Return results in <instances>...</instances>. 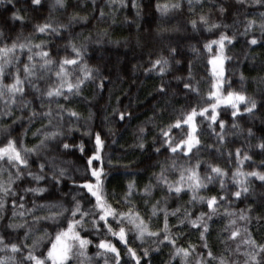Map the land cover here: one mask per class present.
<instances>
[{
  "label": "trees",
  "instance_id": "trees-1",
  "mask_svg": "<svg viewBox=\"0 0 264 264\" xmlns=\"http://www.w3.org/2000/svg\"><path fill=\"white\" fill-rule=\"evenodd\" d=\"M53 3L54 0H41L40 5H32L31 0H13L11 4L5 2L0 5V32H3L0 46L4 43L11 45L14 40L32 45L43 41L42 50L48 51L53 60H59L65 56L72 58L71 48L67 45L75 44L81 48L84 62L94 70V80L82 86V92L70 97V102L59 98V103L65 109L76 112L79 119L70 118L65 112L63 120L52 121V127L45 128L49 122L46 118L41 119L39 115L29 121L33 110L37 113L47 111L49 102L45 99L43 101L45 107L42 109L41 100L34 96L27 85L25 90L28 94L23 99L31 101L28 108L24 109L23 102L18 99L21 107L14 106L11 117H8L3 115L4 105L0 104V140L4 137L3 126L8 125H11V138L22 139L24 145L29 148L40 142L44 131L63 133L55 141H50L48 147L39 154L34 153L28 157V170L37 175H44L45 179L37 183L26 175L28 170H25V176L16 181L13 189L17 193V215L13 217L12 214L13 197H6L5 210L0 213V216H3V219H0V235L9 243H19L23 239L27 228L8 229L6 225L9 223L27 224L33 228L34 236L42 235L44 229L54 235L56 228L50 227L53 221L33 224L34 216L43 217L50 214L48 208L29 211L33 209L34 204H61L70 209L74 203L72 197L76 196L84 209L91 207V203L82 198L84 193L76 186L85 182L83 179L85 160L93 154L95 134L99 133L104 144L101 151L103 169L107 173L106 178H102L104 190L108 202L117 210L123 212L129 210V205L118 203L122 201L128 183L135 182L139 192H143L144 186L151 183L154 186L151 198L140 195L132 197V203L136 205L135 210L139 211L149 224L151 231H159L164 227V214L160 209L172 212L179 208L177 216L168 217L170 232L173 236L179 235L178 246L187 248L192 244L196 246L197 252H200L202 250L200 232L192 228L187 221L180 225L179 220L184 219L185 210L191 214L193 220L201 212L207 214L209 209L206 203L192 201L193 194L188 190L179 196L175 193L169 195L165 188L156 186L153 175L160 173L161 164L167 166L173 160L177 169L192 167L199 161L198 171L202 178L206 174H211L208 164L220 167L227 173L223 177V190L220 179L217 178L198 193L203 197H226V200L219 202L218 214L208 221L209 233L206 234V239L212 251L219 255L225 248L223 241H226L228 233L222 230L229 219L223 216L225 209L239 214L241 210L251 208L252 211L247 213L252 218L248 225L249 230L258 242L264 243V221L257 220L258 217H264V182L249 177L246 184L249 192L239 199L232 196L239 188L232 178L238 167L245 173L264 172V167H258L261 161H264V153L257 147L264 142V37L261 36L258 15L264 12V7L252 4L251 0H246L243 4L238 3V0H200L199 3L193 0L191 8L188 0H124L123 6L119 0L114 4L111 0H65V8L55 9L52 8ZM133 3L138 7H134ZM158 3L168 4L169 10L162 13L156 7ZM175 4L180 6L171 7ZM221 8L225 10L223 13L220 11ZM17 10L18 14L24 17L23 21L11 19L13 12ZM101 11L104 13L103 16ZM74 15L77 19L70 20ZM200 15L207 17L208 26L219 24L221 27L212 32L206 31L207 26L199 22ZM79 17L85 19L81 20ZM252 19L256 20L257 26L244 35L246 23ZM49 20L53 26L59 24L66 27L62 28L59 34L38 33L35 26ZM192 20H197L195 30L191 24ZM221 33L235 38L232 44L227 42L225 44L223 55L229 59L223 64L224 76L220 80L223 87L220 92L224 96L229 91L241 93L254 99L257 108L249 114L244 111L245 105L241 104L240 113L235 118L231 116L230 108L225 110L222 106L218 109V120H223L226 126L223 142L218 140L208 127L209 121L201 123V119L197 117L199 152L194 149L193 153L189 154L191 159L180 153L173 155L161 148L160 129L174 123L182 109L188 111L192 106L207 107L209 90L217 83V79L212 76V65L207 61L219 54V50L214 45L213 52L209 54L204 44L218 39ZM253 38L258 40L256 45L249 43ZM171 49H175L173 54H170ZM36 51L39 49L33 48V53ZM29 54L27 49L23 52L17 49L16 52L25 63ZM161 55L169 60L167 71L163 75L158 69L148 71L152 67V62ZM36 60L38 61V58ZM20 66L22 68L23 65ZM189 66L191 83L199 89V96H188L184 89V83L189 82ZM49 75L51 79L39 81L42 90L58 83L54 75ZM72 79L74 82L75 77ZM8 82L10 80L6 81ZM101 83L103 87H99ZM161 87L164 88L163 92L160 91ZM51 108L55 110L57 104L52 102ZM121 113L125 115L124 120L119 118ZM233 124L237 127L234 128ZM213 127L217 133L220 132L218 126ZM141 128L144 129L143 133L140 131ZM37 129L41 131L38 133ZM249 129L252 132L251 136L248 134ZM172 134L177 135L176 130H173ZM177 139H180L178 135ZM140 143H143V148L138 146ZM63 144H68L69 148L64 149ZM81 144L85 149L83 155L79 151ZM156 148H161L160 153L155 151ZM238 148L241 149V160L243 154L247 153L251 156V161H244L238 165L235 157ZM229 153L233 154L231 159ZM52 157H56L55 165L65 169V176L59 178L58 184L51 179L53 169L48 161ZM41 163L45 164L43 173L39 169ZM93 167H99V163H94ZM11 171L15 174V169ZM167 177L169 182H174L179 179V172L170 169ZM3 179L7 180V173ZM37 187L46 188L48 191L36 195L24 191ZM20 196H23V201L19 199ZM144 199H149L147 207ZM157 201H159L157 215L151 216V206L157 204ZM20 203L24 204L22 209L19 208ZM52 211L57 209L53 208ZM20 212H24L25 215L20 216ZM70 215V212L65 213L66 217ZM58 223L61 227L67 226V220L64 218ZM238 226L242 228L244 222L238 221ZM113 227L115 228V225ZM85 228L87 231H82L81 235L92 240L87 250L88 256H95L97 251L95 245L100 239H108L117 247L122 261H128L125 249L116 238L106 236L103 232L98 236L89 222L85 223ZM36 229L40 231H35ZM160 239H163V234ZM26 243L31 245L32 240L29 239ZM227 243L235 247L234 243L230 241ZM129 246L137 251V255H140L143 249H149V256L143 258L142 264H169L174 251L167 241L160 244L154 239H146L141 244L139 240L134 239L133 233L129 234ZM204 254H207L206 251ZM97 260L98 264H104L102 258L94 259L92 264H97ZM73 264H79V261L73 260ZM109 264H112L111 259ZM172 264H181V261L177 258ZM189 264H194V257Z\"/></svg>",
  "mask_w": 264,
  "mask_h": 264
},
{
  "label": "snow or ice",
  "instance_id": "snow-or-ice-1",
  "mask_svg": "<svg viewBox=\"0 0 264 264\" xmlns=\"http://www.w3.org/2000/svg\"><path fill=\"white\" fill-rule=\"evenodd\" d=\"M5 2L13 3V0H0V5ZM117 0H111V3H116ZM200 0H196L199 3ZM246 0H238V3H245ZM32 5H40L41 0H31ZM121 6H123L124 0H119ZM189 7L193 5V0H188ZM251 3L264 7V0H251ZM14 6V5H13ZM134 7H138L133 3ZM180 5H171L173 8H178ZM65 8V0H54L52 8ZM157 9L162 13H166L169 10V5L164 4L156 5ZM223 13L225 10L220 9ZM19 10L13 12L11 19L23 21L24 17L18 14ZM104 13L101 11V16ZM260 18L259 28L261 30V36L264 37V12L258 13ZM77 17L74 15L70 20H76ZM79 19H85L84 17H79ZM199 22L206 27V31L212 32L214 29H219L221 25L212 24L208 26V19L204 15H200ZM192 27L195 30L197 28V20L191 21ZM257 26L255 19L248 20L244 30V35H247L249 31ZM64 25L57 24L53 26L51 20L45 22L44 24H38L35 26L38 33H53L59 34ZM3 37V32H0V38ZM233 37H229L225 33H221L218 39L210 40L204 44L205 50L211 54L213 52V46H217L219 54L214 55L212 59L208 60L207 63L212 65V76L217 79V83L212 85L209 90L207 98V107H197L192 106L190 110H181L180 115L177 117L174 123L168 124L166 127L160 129L159 136L161 137V148L165 151L170 152L175 155L180 153L185 157L191 159L189 154L193 153L195 149L199 152L200 140L198 138V126L196 123L197 117L201 119V123L209 121L208 127L212 129L213 134L217 136V139L223 142L224 132H225V122L223 120H218L219 112L222 106L225 110L231 109V116L233 118L237 117L240 113V105L244 104V111L251 114L257 108V102L246 97L241 93L227 92L226 96L222 95L220 89L223 84L220 82L221 78L224 76L223 64L226 59H229L223 55L225 51V44H232ZM19 39V38H17ZM251 45H256L258 40L253 38L249 41ZM44 47V42L40 44L32 45L30 43H18L14 40L11 45L4 43L0 46V104L4 105L3 115L11 117L12 108L21 107L18 104V99L23 102L22 107L24 109L28 108L31 101L24 100L23 98L28 94L25 90L27 85L28 89L34 94L36 98L41 100L40 107L43 109L45 107L43 101L48 100L49 105L47 111H42L37 113L34 110L29 116V121L36 118L38 115L41 119H47L48 125L44 127H52L53 120H63L64 113L72 118L75 117L79 119L78 114L74 111L65 109L63 105L59 103V98H63L66 102H70V97L77 96L82 92V86L87 82H92L93 69L90 68L87 63L83 60V52L81 48H78L75 44L70 43L67 47L71 48V57L65 56L59 60H53L48 51L42 50ZM33 48L39 49L33 53ZM17 49L23 52L27 49L28 53L27 62H23L19 55H16ZM175 49L170 50V54H173ZM38 58V61L36 60ZM178 63V62H177ZM20 65H23L22 68ZM217 65H220V70L217 71ZM169 66L168 58L161 55L155 61L152 62V67L148 71L159 70V73L163 75ZM15 71H12V69ZM189 77L187 83H184V89L188 96L196 95L199 96V89L194 87L191 83V66H189ZM38 73H43L39 75ZM49 74L54 75L56 81L55 85H49L46 90H42L39 86V81H44L46 79H51ZM73 77L75 81L73 82ZM179 79V78H178ZM243 79V77H242ZM6 83V81H9ZM99 87H103L101 83ZM215 89V90H213ZM161 92L164 88L161 87ZM55 102L57 108L53 110L51 108V103ZM120 120L125 119L123 113L120 114ZM16 121H13L15 124ZM214 125L218 126L220 132H216ZM186 126V127H185ZM233 127L237 125L233 124ZM11 125L3 126L2 132L4 137L0 140V213H3L6 207L5 198L12 196V208L13 217H16L17 212V193L13 189V185L16 181L21 180L25 176V170L29 169L28 157L32 154H39L41 150L46 149L50 141H55L57 137L62 136L63 133L59 131H44L41 134L40 142L33 147H26L23 140L11 138ZM173 130H176L177 135L180 139H177V135H173ZM41 130L37 129L39 133ZM143 133L144 129H140ZM249 136L252 135L251 130L248 132ZM35 136L36 133H33ZM6 141V142H5ZM143 148V143L138 145ZM104 147L103 141L99 133L95 134V142L93 145V154L86 157L83 179L84 183L77 185L83 193V199L88 203H91V207L84 209L76 199V196L72 197L73 206L65 208L61 204L56 205H33V211L36 208H48L50 214L47 216L33 217V224H40L42 221H53V225L50 227H55L54 235L43 230V234L39 236H34V230L27 224H15L9 223L6 225L8 229H19L27 228L25 231L23 239L19 243H9L5 240L3 235H0V264H73V260H78L79 264H92V261L97 258H102L104 264H109L111 259L112 264H142L143 258L149 256V249H143L140 255H137V251L129 246V234H134V239L139 240L142 243L146 239H154L160 244L165 241L174 249L171 254L169 264L175 261L177 258L180 259L181 264H189L190 260L194 257V264H264V243L258 242L249 230V224L251 223V217L247 214L251 212L252 209L241 210L239 214L235 212H230L225 209L223 216L228 217L227 224L224 225L223 232L228 233L226 237L225 248L223 251L217 255L209 247L206 239V234L209 233L208 221L212 220V217L218 214V208L220 206L219 202L226 200L224 196H211L203 197L199 196L198 193L201 189L208 187L214 179H220L221 190L224 189L223 177L227 175L220 167L208 164L207 167L210 169L211 174H206L203 178L200 176L198 169L200 168V162L188 168L181 167L176 168V162L173 160L170 165L161 164L160 173L153 174L156 180V186L165 188L169 195L175 193L179 196L183 191L188 190L192 192V201H199L201 203H206L209 212L207 214L201 212L200 215L195 219H191V214L185 210L184 219L179 220V224L183 225L185 221L200 232V239L202 241L201 251L197 252L196 246L189 244L187 248L178 246L177 240L179 235L173 236L170 232V227L168 223L169 216H177L180 209L177 208L172 212H168L167 209H160L164 214V227L159 231H151L149 229V224L140 215L139 211H136V205L132 203V197L134 195H140L141 197L151 198L153 185L151 183L144 186L143 192H139L136 188L135 182H130L127 184V190L124 193L122 201L118 203H123L129 205V210L127 212L119 211L117 208L113 207L112 204L108 202L107 193L104 190V183L102 178H106L107 173L104 172L103 163L101 157V151ZM257 147L264 153V142H261ZM64 149H68V144H63ZM161 148H156L155 151L160 153ZM79 151L83 155L85 152L83 144L79 146ZM229 159L232 158V153H229ZM235 157L238 165H241L244 161H251V156L247 153L243 154V160H241V149H236ZM56 157H52L48 163L53 169V175L51 179L57 184L59 183V178L65 176V169L60 168L55 165ZM98 162L99 167H93L94 163ZM7 165V167H5ZM110 165V161H109ZM258 167H264V161H261ZM15 169V174L11 171ZM40 172L43 173L45 169V164L41 163L39 165ZM178 171L179 179L174 182H169L167 177V172L169 170ZM7 173V180H4V174ZM26 175L31 177L32 180L39 183L44 180V175H37L30 170L26 172ZM237 177H244V179H237ZM255 177L261 182H264V172L251 171L242 172L237 170L232 174L233 182L239 186L238 190L232 193V196L239 199L242 195H246L249 192V188L246 186L247 178ZM27 193H32L34 195L45 193L48 191L46 188H27L24 190ZM80 193H78L79 195ZM115 195V194H113ZM19 199L23 201V196ZM94 201V202H93ZM149 199H144V204L147 207ZM166 203V201H165ZM157 204L151 206V216H156L158 212ZM24 204L20 203L19 208H23ZM55 208L57 211H52ZM70 212V216L66 217L65 213ZM20 216H24V212L19 213ZM151 216L149 220H151ZM77 217H79L77 219ZM235 217V218H233ZM64 218L67 220V226L61 227L58 221ZM3 219V216H0ZM258 222L264 221V217H258ZM238 221L244 222V226L241 228L238 226ZM91 223L93 230L99 236L102 232L106 236L116 238L118 242L125 249V255L129 258L127 262L122 261L121 254L117 247L111 243L108 239H100L99 243L95 245L97 251L95 256H88L89 245L92 244V240L81 235L82 231H87L85 228V223ZM115 225V228L113 227ZM130 226V227H129ZM35 231H40L36 229ZM161 234H163V239H160ZM31 239V245L27 244L26 241ZM232 242L235 247H231L227 242ZM46 249V251H45ZM158 250V249H157ZM206 251V255L204 254ZM19 257V259H17ZM98 264V260H97Z\"/></svg>",
  "mask_w": 264,
  "mask_h": 264
},
{
  "label": "rangeland",
  "instance_id": "rangeland-1",
  "mask_svg": "<svg viewBox=\"0 0 264 264\" xmlns=\"http://www.w3.org/2000/svg\"><path fill=\"white\" fill-rule=\"evenodd\" d=\"M220 70V65H217V71H219Z\"/></svg>",
  "mask_w": 264,
  "mask_h": 264
}]
</instances>
